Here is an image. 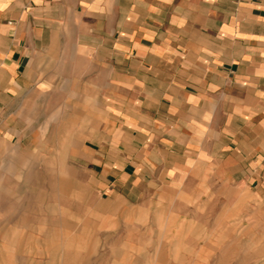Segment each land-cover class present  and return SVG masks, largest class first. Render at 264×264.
Returning a JSON list of instances; mask_svg holds the SVG:
<instances>
[{
  "label": "crops",
  "instance_id": "0c3cea01",
  "mask_svg": "<svg viewBox=\"0 0 264 264\" xmlns=\"http://www.w3.org/2000/svg\"><path fill=\"white\" fill-rule=\"evenodd\" d=\"M65 74L91 137L126 144L83 150L113 184L142 185L144 154L164 186L194 169L208 186L264 170V0H0L5 115Z\"/></svg>",
  "mask_w": 264,
  "mask_h": 264
},
{
  "label": "rangeland",
  "instance_id": "374dc122",
  "mask_svg": "<svg viewBox=\"0 0 264 264\" xmlns=\"http://www.w3.org/2000/svg\"><path fill=\"white\" fill-rule=\"evenodd\" d=\"M61 77L60 90L14 99L12 117L0 107V264H264V170L208 186L194 169L164 186L144 154L142 185L113 184L83 150L126 144L91 137L85 92Z\"/></svg>",
  "mask_w": 264,
  "mask_h": 264
}]
</instances>
